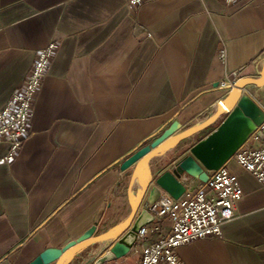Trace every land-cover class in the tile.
<instances>
[{
	"label": "crops",
	"instance_id": "1",
	"mask_svg": "<svg viewBox=\"0 0 264 264\" xmlns=\"http://www.w3.org/2000/svg\"><path fill=\"white\" fill-rule=\"evenodd\" d=\"M245 2L230 9L222 0H147L134 8L127 0H0V107L37 52L59 43L35 96L30 133L11 163L0 162V264H27L48 247L126 219L133 167L122 172L121 160L174 120L187 129L209 117L227 93L216 83L257 75L264 0ZM252 93L264 110V87ZM225 115L162 154L158 174ZM7 150L0 140V158ZM225 166L243 193L234 216L220 237L179 246L182 264H264V188L235 159ZM157 226L147 241L166 234L170 220ZM101 245L69 264H84ZM139 258L134 246L107 264Z\"/></svg>",
	"mask_w": 264,
	"mask_h": 264
},
{
	"label": "water",
	"instance_id": "2",
	"mask_svg": "<svg viewBox=\"0 0 264 264\" xmlns=\"http://www.w3.org/2000/svg\"><path fill=\"white\" fill-rule=\"evenodd\" d=\"M256 74L239 77L231 86H219L227 93L219 99L214 112L202 122L182 129L181 123L174 120L121 160L119 168L122 172L133 167L127 188L131 196L130 211L122 223L78 241H65L60 247H48L27 264H69L76 254L98 243L102 244L100 251L84 264H107L125 256L134 247L139 228L153 221L146 205L156 200L158 188L177 199L184 191L183 175L206 182L252 134L263 138L260 128L264 123V110L252 92L254 88L264 87V58ZM223 114L225 117L208 135L189 147L188 155L158 174L161 168L158 158L162 154L179 148L182 142L208 128Z\"/></svg>",
	"mask_w": 264,
	"mask_h": 264
},
{
	"label": "built area",
	"instance_id": "3",
	"mask_svg": "<svg viewBox=\"0 0 264 264\" xmlns=\"http://www.w3.org/2000/svg\"><path fill=\"white\" fill-rule=\"evenodd\" d=\"M145 1L127 0V6L138 7ZM222 1L230 9H237L246 3V0ZM58 46L57 40H51L37 52L23 83L12 91L6 104L0 107V140L8 143L6 154L0 158L1 163L14 160L30 133L35 96ZM217 58L222 64L225 63L224 46L219 47ZM233 81H221L219 86H231ZM260 129L263 134L260 143L257 146L249 144L251 140H259V136L252 134L232 158L264 188V123ZM181 182L184 191L179 198L174 199L158 188L156 200L146 205L153 221L141 226L136 233L134 246L139 252L138 264H182L176 256V249L197 240L220 237L222 225L233 218L243 194L236 176L225 165L215 170L206 182L188 175H183ZM164 218L170 220L167 233L155 241H147L148 233L157 230V224Z\"/></svg>",
	"mask_w": 264,
	"mask_h": 264
},
{
	"label": "rangeland",
	"instance_id": "4",
	"mask_svg": "<svg viewBox=\"0 0 264 264\" xmlns=\"http://www.w3.org/2000/svg\"><path fill=\"white\" fill-rule=\"evenodd\" d=\"M89 246H90V245H89ZM136 255H137V253H135V256H136ZM135 256H134V257H135ZM81 257H82V258L87 257V252H85ZM92 258H93V256H91V257L88 258L87 260H91ZM131 259H132V258H131ZM131 259H130V261H132ZM127 262H129V261L127 260ZM127 262H125V264H126ZM129 264H132V263H129Z\"/></svg>",
	"mask_w": 264,
	"mask_h": 264
}]
</instances>
